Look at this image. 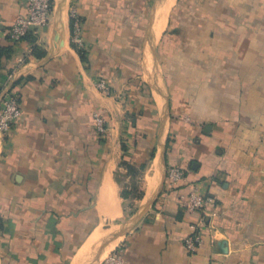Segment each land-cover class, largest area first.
I'll return each instance as SVG.
<instances>
[{
	"label": "crops",
	"instance_id": "obj_1",
	"mask_svg": "<svg viewBox=\"0 0 264 264\" xmlns=\"http://www.w3.org/2000/svg\"><path fill=\"white\" fill-rule=\"evenodd\" d=\"M122 1L55 0L50 25L13 43L6 30L28 0H0V92L16 87L23 112L0 134V264H264V0L186 1L200 20L187 33L209 36L198 48L213 53V85L191 76L175 94L153 38L157 5L147 28L128 29ZM101 78L117 98L97 88ZM170 167L184 173L174 189ZM191 194L214 205L188 213L179 199Z\"/></svg>",
	"mask_w": 264,
	"mask_h": 264
},
{
	"label": "rangeland",
	"instance_id": "obj_2",
	"mask_svg": "<svg viewBox=\"0 0 264 264\" xmlns=\"http://www.w3.org/2000/svg\"><path fill=\"white\" fill-rule=\"evenodd\" d=\"M160 1L162 2L163 0L122 1L119 4V8L121 9L122 6L123 9L121 10H124L123 14H126L124 21L127 28H132L137 21L140 23L139 25L141 29L147 28L150 10L154 5L160 4ZM186 1L187 0H175L174 5L168 11L167 23L162 31V34L159 35V39L154 41L155 44H157V54L160 68H163L161 69V72L165 69L167 77L169 78V90H172L173 94H175L176 91L178 93L187 92L188 88L192 86H189L188 81L185 80L191 76L195 79V82H197L198 77H202V80L204 79V83L202 84H204V87L206 88L213 85V81L211 79L213 78V73L210 70L212 67L208 66L212 60H204V57H213V53L210 51L208 52L207 49L199 52L198 48V46L200 48L202 47V49L206 48V46L210 47L208 44L209 36L208 34L199 32L197 35H189L187 33L188 30H192V27L196 28L198 25L197 21L200 20L194 19L190 11L197 10V7L194 8V2L191 1L192 3H190L189 1L190 4H188ZM187 16L190 17V19H188ZM138 17L140 18L137 19ZM202 20H204V18ZM201 30L204 31L205 29L201 28ZM126 37L128 41L131 40L135 42L133 40V35H126ZM153 53L151 55L149 54L150 58ZM199 62L203 64L206 62V66L201 67V69H204L203 76H198L201 74L199 73V70L201 69L197 66ZM197 85L201 86V83H195L194 87ZM186 108H189L188 103H186ZM132 116L133 115L130 117Z\"/></svg>",
	"mask_w": 264,
	"mask_h": 264
},
{
	"label": "built area",
	"instance_id": "obj_3",
	"mask_svg": "<svg viewBox=\"0 0 264 264\" xmlns=\"http://www.w3.org/2000/svg\"><path fill=\"white\" fill-rule=\"evenodd\" d=\"M54 5L55 0H28L26 15L15 20L6 30L8 39L13 43H18L30 33L39 35L40 32L50 25ZM71 19L72 43L78 49H81L84 46L82 24L75 8L71 9ZM96 86L104 94L118 97L106 79H98ZM22 118L23 112L17 88L14 86L5 88L0 92V134L8 136L16 127L21 125ZM93 122L99 137L105 138L108 132V122L105 116L95 112ZM167 177L168 187L174 189L180 185L184 178V173L178 167H170ZM179 200L182 208L188 213L203 212L214 205L213 198L196 194H191L188 198L181 195ZM198 229V225L192 226V232L184 242V247L192 253L196 252L202 244ZM118 260L119 258L115 256L107 264H116Z\"/></svg>",
	"mask_w": 264,
	"mask_h": 264
},
{
	"label": "bare ground",
	"instance_id": "obj_4",
	"mask_svg": "<svg viewBox=\"0 0 264 264\" xmlns=\"http://www.w3.org/2000/svg\"><path fill=\"white\" fill-rule=\"evenodd\" d=\"M175 3V0H163L162 2L160 1V4H158L156 7H155V11L153 12V16H152V28H153V33H154V37L153 38H156L159 39V35L162 34V31L164 30L165 28V25H166V22H167V15H168V11L170 10V8L174 5ZM156 12V14H154ZM161 37V36H160ZM150 58L147 59V63L148 64H151L150 63ZM154 65V64H153ZM145 66V65H144ZM150 66V65H149ZM153 68V67H151ZM155 69V68H154ZM153 69V70H154ZM156 71V70H155ZM148 74V73H147ZM99 230V229H98ZM102 230V228H101ZM101 231H99L100 233ZM102 234V233H101ZM109 234V233H108ZM100 236V234H98L97 232L96 233H93V235L91 236V238L89 239V241L87 242V244L85 245V247L81 250L80 252V256L83 254L86 255L85 251H88V248L90 247V245L92 244V242L95 241V239L98 240V237ZM102 239V238H101ZM96 240V241H97ZM95 241V242H96ZM98 241H101V240H98ZM98 244V242H97ZM96 245V244H95ZM93 246V245H92ZM90 249V248H89ZM90 251V250H89ZM78 258V257H77Z\"/></svg>",
	"mask_w": 264,
	"mask_h": 264
},
{
	"label": "trees",
	"instance_id": "obj_5",
	"mask_svg": "<svg viewBox=\"0 0 264 264\" xmlns=\"http://www.w3.org/2000/svg\"><path fill=\"white\" fill-rule=\"evenodd\" d=\"M79 17H80V20H81V24H82V26H83V20H82V18H81L80 15H79ZM30 35H33V34L30 33V34L27 35L26 37H28V36H30ZM26 37H25V39H26ZM74 47L77 48L75 45H74ZM77 50H78L79 54L81 55V57H82L83 59H85V53L83 52V48H81V49H78V48H77ZM3 52H4V50H0V56L2 55ZM124 149L126 150V147H125V146H124ZM129 169L132 170V167L130 166ZM129 195H130V193H129L127 190H123V192H122V196H123L125 199L129 198ZM2 225H3V223H2V220L0 219V228L3 227Z\"/></svg>",
	"mask_w": 264,
	"mask_h": 264
}]
</instances>
